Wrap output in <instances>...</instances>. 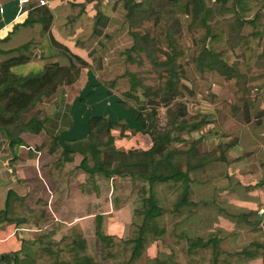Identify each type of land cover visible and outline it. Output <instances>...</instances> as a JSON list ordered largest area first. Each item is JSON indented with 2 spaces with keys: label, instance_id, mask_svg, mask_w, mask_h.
I'll return each instance as SVG.
<instances>
[{
  "label": "trees",
  "instance_id": "1",
  "mask_svg": "<svg viewBox=\"0 0 264 264\" xmlns=\"http://www.w3.org/2000/svg\"><path fill=\"white\" fill-rule=\"evenodd\" d=\"M118 1L121 2V8L126 15L136 2ZM76 7L78 5L72 6L73 9ZM35 11L38 17L34 19V12H29L24 24H32L40 19L42 31H47L51 22L49 10L42 7ZM174 17L183 22L196 44L189 65L187 62L178 64V81L185 80V83L182 82L181 90L177 86H172L174 71L166 70L165 80L160 84V101H149L143 105L130 101L132 106L127 109L124 100L114 96L100 80L90 74L87 84L72 102L76 115L80 116L74 121L76 127L52 136L47 149L54 157L50 165L57 168L62 176L58 193L68 187L70 177L75 176L78 168L85 173V183L81 186L84 188L90 186L95 191H99L100 184L111 185L117 190L121 181L138 179L142 183L136 184L126 195L124 193L115 195L112 200L113 205L117 207L130 201L136 194L141 200L140 205L131 213L127 235L110 233L107 228V214H96L93 232L100 243L99 257L97 252L91 250L88 238L78 224L64 231L65 223L47 219L40 212L23 214L14 211L12 214V206L16 209L19 206L13 204L18 197L10 194L6 208L0 211V225L12 221L19 222L20 218L24 217L25 222L41 229V235L36 241H22L19 252L4 255L0 262L248 264L262 259L264 264V221L248 220L256 213L255 211L228 215L231 220L238 218L239 221L250 225L247 232L259 238L252 239L242 246L232 248L222 246L225 239L238 234L235 228L230 230L208 227L205 224V228L183 227L184 230L177 233L173 245H169V252L157 249L154 256L146 255L147 249L154 243L158 245L167 230H174L176 234L175 228L181 225L186 213L190 216L187 219L193 216H196L197 220L201 219V212H198L201 200L192 190V184L204 178L207 163L225 161L226 150L233 145L231 142L226 144L220 142L217 145L220 151L218 157L213 155V151L205 154L200 152L199 144L203 143L205 134L196 136L195 132L203 125H207L209 119L204 114L200 118L195 115L188 116L187 98L198 99L199 103L208 104L218 103L220 98H217L218 91L211 83L207 85L206 90L197 92L196 81L202 80L203 77L210 79L217 74L222 77L220 84L235 86L236 84L231 81L236 78L238 71L233 65L235 60L250 59L264 51V0H174ZM77 18L78 15L71 11L67 19L68 26ZM108 22V17L97 11L90 22L92 36L100 35L101 28L107 26ZM246 26L250 28L244 31ZM51 41L59 51L46 57H61L67 59L68 63L53 62L26 75H16L11 71V67L26 63L34 52L30 54L20 52L18 56L0 62V129L7 133L10 145L20 142L22 133L35 134L42 129L48 117L45 110L29 116H26V113L36 104L57 105L56 96L61 89L72 84L78 78L82 67L87 65L68 47L54 39ZM79 42L83 44L85 41L80 39ZM131 54L130 48L120 50L123 59ZM191 62L195 76H189ZM131 74L125 70L116 76L115 80ZM236 92L234 91L235 94ZM160 104L165 107V124L159 122ZM117 128L122 134L123 130L146 131L151 134L154 144L144 150L117 149L112 135V131ZM179 143L188 146L186 148L176 146ZM77 158L79 160L75 162ZM224 198L220 196L212 200L218 212H223L219 210L220 200ZM62 230L64 234L60 239L47 240L52 234ZM142 257L144 261H140Z\"/></svg>",
  "mask_w": 264,
  "mask_h": 264
},
{
  "label": "crops",
  "instance_id": "2",
  "mask_svg": "<svg viewBox=\"0 0 264 264\" xmlns=\"http://www.w3.org/2000/svg\"><path fill=\"white\" fill-rule=\"evenodd\" d=\"M44 1L46 2L45 4H40V0H30L27 10L20 11L17 0H0V62L10 57L18 56L20 52L25 54L34 52L26 63L36 64L37 68L53 62H61V57H46L59 51L57 50L58 47L51 41L54 39L82 58L87 65L82 67L78 78L72 84L61 89L56 96L58 99L57 105L47 104L45 111L48 117L38 133L24 132L20 135V142L10 145L7 133L5 130L0 129V211L6 208V204L9 202L7 200L8 195L14 194L15 197H18V200L13 202V204L16 203L19 208L16 209L12 206V214L14 211L23 214L40 212L47 219L65 223L66 228H64V231L68 227L78 224L86 234V230L94 229L95 215L105 213L107 214L108 231L112 234L120 235L121 230L131 220L133 209L140 205L141 200L136 194L130 201L117 207L113 205L110 193L112 195L115 191L116 194L124 193L126 195L131 192V189L136 184L142 183L138 179L121 181L117 190H114L111 185L100 184L99 191H95L90 186L86 188L81 186V184L85 183V173L78 168L75 176L70 177L68 187L63 188L58 193L62 176L57 168L50 165L54 161V157L47 151L52 136L66 129L74 128V121L80 116L76 115L72 102L87 84L90 74L100 80L97 74L98 66L95 63L99 60L100 64L107 66L116 59L115 53H117V50L114 47L107 45L102 47L103 50L101 47L97 50V45H95L97 38L111 34L108 32V27L111 23L101 28L102 33L100 35L92 36V25L90 22L97 11H101L108 17L109 21H112L114 19L112 13L117 11L116 7L114 9V5H120V3H116V0ZM150 1L137 0L135 2L134 6L137 7V15L143 13L141 20L144 17L148 19L145 16V8L142 6H148ZM160 3L162 4V2ZM73 5H78V7L73 9ZM42 7L47 8L51 14L48 30L42 31V20L40 19L32 24L25 25L24 20L29 12H34V19H36L38 16L35 10ZM139 9L141 10L140 14ZM151 9L156 10V12L151 10L153 12L151 14L149 9V13L146 11V15L152 19L159 17L156 14L161 11L157 10L156 7ZM71 11H74L78 18L71 26H68L67 19ZM166 12L170 16L171 12L169 10H166ZM128 18L129 14L126 15V19ZM177 23L179 24L178 21H174L173 28L164 27L163 29L166 33L164 42L167 41L170 45H173L171 40L181 31V27ZM133 37H135L134 48H132L134 54L140 55L144 53L147 59L140 57L141 60L138 62L133 56L127 57V70L132 74L126 78L128 88L124 91L125 95L113 90L116 86L123 88L125 79H110L107 80L110 81L108 83L101 82L114 96L126 102L125 107L127 109L132 106L130 101L134 99L131 96V91L133 93L141 89V95L138 93L139 97L147 95L150 98V95H153L150 101H160V91L157 85L160 72L162 71H174L172 86H177L179 90H181L182 86V83L178 81L176 66V62L181 58V55L177 51L176 46L173 45L169 54H165L163 58L157 60L153 51L148 48L150 46L149 42L143 34L135 32ZM80 38H87L88 42L81 44L79 42ZM119 61L121 62L120 59ZM145 62H149L151 68L146 66ZM61 63L65 64L66 62ZM78 65L81 66V64ZM261 92L262 94L258 95L259 98L257 102L253 103L251 109L254 114L259 116L256 118L258 122L254 123L253 126L250 122L248 123L250 124L249 126H243L238 131L234 130L236 131V135L234 134L235 140H233L235 142H232L233 145L228 150L233 149L238 151L239 154L232 157L230 156L231 154L228 155L229 151H227L226 157H230L231 160L226 159L228 162L226 160L212 161L209 168L207 167L206 169L205 167L206 175L204 178L192 184V190L197 198L203 200V202L201 201L203 207L202 209L200 207L198 212L206 213L204 220L208 227H221L230 230L234 228V221L228 220V217L226 218L223 215V207L225 206L234 210L256 211L259 208L264 211V89ZM122 95L128 96V98L126 97L125 99ZM243 97L242 101H244ZM204 106L206 109L204 110L205 113H209L211 118L217 121L216 125L219 128L227 127V124L225 125L222 122L226 117L229 118L227 122L231 123L233 127L232 120H234L235 114L233 110L239 111L240 109L239 106L234 107V109L230 106L225 108L223 104L219 105L220 108ZM236 116H239V114ZM244 127L248 131H245ZM123 134L118 128L112 131L114 146L117 149L127 151L141 148L144 150L154 144L151 134L146 131L123 130ZM227 140L228 138L225 139L224 137V142ZM148 143L150 144L149 146ZM77 160L79 158L75 159V162ZM222 161L227 164L230 163L227 168L223 169ZM231 166H233L232 170ZM245 166H249V168L245 169ZM222 170H225V172L221 173ZM216 178L218 181H215ZM242 179L250 181L249 185L244 183L245 187L242 188V191L240 189L232 190L226 184L229 181L233 182V186L239 185V183L243 184ZM220 196L225 197L220 200L222 210L220 209L219 211L223 212H218L216 205L212 203L214 198H219ZM116 217L119 219L115 220ZM34 232H41V229L36 225L25 222L24 217H21L19 222L12 221L0 225V256L4 257V255L19 252L22 247V241H31L34 237ZM156 245V243L152 244L151 248H156ZM155 254L156 251L151 256ZM249 264H260V259L251 261Z\"/></svg>",
  "mask_w": 264,
  "mask_h": 264
},
{
  "label": "rangeland",
  "instance_id": "3",
  "mask_svg": "<svg viewBox=\"0 0 264 264\" xmlns=\"http://www.w3.org/2000/svg\"><path fill=\"white\" fill-rule=\"evenodd\" d=\"M137 1V0H136ZM139 1V0H138ZM116 3L119 2L118 0L115 1ZM162 2V4L160 3ZM120 5L118 6L117 4L115 5V7L117 8V11H113V20L109 21L108 23H111L108 27V32L111 33L110 35H104L100 38H97V41L95 42V45H97V50L100 49V47L102 48L103 46H107V45H111V47H114L115 50H117L116 54V59L115 61H113L112 63L108 64L107 66H104L105 64H100V61L98 60L97 63H95L98 66L97 69V74H98V78L100 79L101 82H105L108 83L110 81L107 80H115V77L118 74L124 73L125 70H127L128 66H127V62H126V58H122L120 56V51L121 49H131L132 54L129 56H133V58L136 59V61L140 62V57H144L145 60L147 59V56H144L146 54H134L133 49L134 48V43L135 42V37H133V33L135 32H140L141 34H143V36L146 37V39L148 40V44L150 45L148 48H150L151 51H153L154 56H156L155 58L157 60H159L160 58H163L165 54H169L171 52V47L174 45L177 48V51L180 53L181 58H179L176 62V66H177V71H178V64L179 63H185L187 62L188 65L190 63V58L193 55V53L195 52L196 49V44L194 41V37L192 36V34H190L189 32H187L186 30V26L183 24V22L181 20H179L178 18L174 17V0H151L150 3L148 4V6H142L143 8H145V16H147L146 19L145 17L141 20V17L143 16L141 15H137V7L133 6V9L128 13L129 14V18L126 19V13L125 11L122 10L121 8V2H119ZM114 7V9H116ZM156 7L157 10L161 11L159 14V17H156L154 19H152L151 17H149L148 15H146V11L151 12L154 11L156 12V10H153L151 8ZM119 10V11H118ZM166 10H169L171 13L169 14L170 16H168V12H166ZM139 14L141 13V10L139 9ZM149 11L147 13H149ZM151 14H153V12H151ZM174 21H178L181 27V31H179L177 33V35L171 40L173 42V45H170L169 43L164 42V39L166 37V33L164 32V27H168V29L173 28L172 25L174 24ZM107 23V25H108ZM249 26H246L244 28V31L249 30ZM84 43H87V39L85 38H80ZM102 42V43H101ZM103 50V48H102ZM161 50V52H160ZM119 59L121 60V62L119 61ZM60 60V59H59ZM61 62H66L68 63L67 59H61ZM144 60V61H145ZM118 61V62H117ZM60 62V61H59ZM138 64V63H137ZM146 66L151 68V64L149 62H145ZM113 65V67H112ZM188 65L186 66V68L188 67ZM237 70H238V77L236 76V78L233 81L236 85L233 86L231 84L227 85L226 84H220V82H222V77L214 74V76H211V78H206L203 77L201 78L202 80H198L196 81V88L195 90L197 92H200L201 90H206V87L209 83L212 84V87H214V89L216 91H218V95L217 98H220L218 101V103H211V104H203L199 103L200 101H198V99H192V98H187L188 100V104H189V114L188 116L191 115H195L197 117H202L203 114L206 115L209 119V122L207 125H203L201 127V129L199 131L195 132L196 136H200L202 133L205 134V139L203 141V143L199 144V150L201 153H209L213 151V155L218 157L220 155V151L217 149L218 148V144L220 142H224V137L225 139L228 138V140L224 143L226 144L227 142H235L233 140H235L234 134L236 133V131L239 130V128L243 127V126H249L251 122V125L253 126L254 123L258 122L256 121L257 116L256 114L253 113V111H251L252 107H253V103L257 102V99L260 96V93L262 94L261 90L264 89V51L261 54H258L257 56H254L250 59H243V58H238L235 60L234 64H233ZM100 67V68H99ZM193 63L191 62V65L189 66V76H195L194 75V69H193ZM38 70V68L36 67V64H32V63H21V64H17L14 65L13 67H11V71L13 73H15L16 75H26L27 73H30L32 71H36ZM165 75H166V71H162L160 72V78L158 80V85L157 88L160 91V84L161 82H163L165 80ZM128 78V77H126ZM126 78H122L125 79V82L123 83L124 87H119L116 86L115 90L117 93H121L125 95V90L128 88V83ZM181 83H185V80L181 79L180 81ZM232 83V82H231ZM156 88V89H157ZM237 90V92H236ZM234 91L236 92V94L234 93ZM141 89L140 90H136V92L131 91V96L134 97V99L132 100V102H137L138 104H147L148 101H150L151 97H153V95H150L151 97L149 98V96L145 95L144 97H139L138 93L141 95ZM136 94V95H135ZM122 95V97H124L126 99V97L128 98V96H124ZM259 95V96H258ZM242 96H244V101H242ZM160 98V97H159ZM135 100V101H134ZM158 102V101H156ZM247 102V110L245 111V103ZM131 104V103H130ZM222 105L225 108H228L229 106L234 109V107L239 106V111L238 110H233L235 112L234 114V120L233 121V127L231 126V123H228L227 119H229L228 117L224 118V120L222 122H224V124L227 127H221L219 128L216 125V120L212 119L209 113H204L206 110L204 105H207L208 108L213 107L214 108H220L219 105ZM132 105V104H131ZM47 106L43 104H36L30 111H28L26 113V116L31 115L32 113H36V112H42L41 110H45V107ZM160 106V118H159V122L160 124H165L166 118H165V114H164V110L165 107L163 105H159ZM47 108V107H46ZM242 109V111H241ZM202 110V112H200ZM211 110V109H210ZM251 111V112H250ZM46 112V111H45ZM242 113V115H241ZM239 116H236L238 115ZM198 118V119H199ZM212 122V124H211ZM214 122V123H213ZM212 126V127H211ZM223 126V125H222ZM219 128V129H218ZM227 128V129H226ZM243 129V128H242ZM241 129V130H242ZM244 129H246L245 131H248L247 128L244 127ZM236 130V131H234ZM244 131V132H245ZM236 135V134H235ZM239 136V135H238ZM184 137H186V135L184 134ZM218 143V144H217ZM232 143V144H233ZM176 146L181 147V148H186L188 145H182L181 143L176 144ZM227 151L226 150V155L227 156ZM231 152V153H229ZM228 152V155L234 157L237 154H239L238 151H234L233 149H231ZM228 160H231V158H227ZM218 161V160H216ZM220 161V160H219ZM226 162H228L226 160ZM224 161H222V165H223V169L228 167V164L230 163H226ZM210 163L206 164V169L207 167H210ZM244 166V165H242ZM233 166H231V170H232ZM248 169L249 166H245V169ZM205 169V170H206ZM220 170V169H219ZM218 170V172H219ZM225 170H222L221 173H224ZM206 175V173H204ZM208 174V173H207ZM204 175V176H205ZM199 177V175H197ZM222 176V175H221ZM201 177V176H200ZM243 184L239 185H235L233 186V182L229 181L226 182L227 185H229V188L233 189H240L242 191V188L245 187L244 183H246L247 185H249V180L244 181L242 179ZM94 190V188H92ZM239 191V192H241ZM117 195L115 193V191L112 193H110V198L113 200L114 196ZM203 202V200H201ZM201 202L200 206L198 209H202L203 207V203ZM207 205V204H206ZM264 209V208H263ZM215 210V209H214ZM223 215L227 218L229 214H240V213H246L252 210H234L231 209L230 207H223ZM253 212V211H252ZM256 213H254V215L250 216L248 218L249 221L258 219V220H262L264 221V211L257 208V210L255 211ZM209 213V212H208ZM202 215L201 218L197 220L196 216H193V218H189L190 217L187 213L184 215L183 219L181 220V225H179L178 228H175V232L174 230H167V232L164 234L162 240L159 242V246L156 245V248L152 249H147L146 255L150 256L152 255L153 252L157 251V249L169 252V245H173V243L175 242V240L177 239V233L183 231L184 229H182L183 227H190V228H195V227H201V228H205V216L206 213H201ZM196 215V214H195ZM224 217V218H225ZM119 218L116 217L115 220H117ZM228 220L229 217L227 218ZM121 220V219H120ZM232 221H234L235 225V231L238 232V234H235L227 239H225L222 242V246L225 247H237V246H242L248 242H250L252 239H259L257 236H252L249 234V232H247V230L250 229V225H248L245 222H241L238 220V218L233 219ZM128 224L125 225V228H123L120 233L121 236H125L128 233ZM127 226V227H126ZM228 232V231H226ZM231 232V231H230ZM62 234H64V231L62 230L61 232L58 233H54L51 235V237L47 238L48 239H54V240H58L61 238ZM34 237L31 241H36L38 239H40V235L41 232H34L33 233ZM86 237L88 238V243L89 246L91 248L92 251L97 252V254L100 257V243L99 241L95 238L94 232L91 229L86 230ZM67 242H69V240H67ZM158 246V248H157ZM35 247V246H34ZM33 247V248H34ZM144 257L141 258L140 261H144ZM1 264H5V263H1ZM249 264V263H248ZM260 264H262V259H260Z\"/></svg>",
  "mask_w": 264,
  "mask_h": 264
},
{
  "label": "built area",
  "instance_id": "4",
  "mask_svg": "<svg viewBox=\"0 0 264 264\" xmlns=\"http://www.w3.org/2000/svg\"><path fill=\"white\" fill-rule=\"evenodd\" d=\"M30 2V0H17L18 3V7L20 9V11H25V6ZM46 2L44 0H40V4H45ZM1 263H5L8 264L6 262H0Z\"/></svg>",
  "mask_w": 264,
  "mask_h": 264
},
{
  "label": "water",
  "instance_id": "5",
  "mask_svg": "<svg viewBox=\"0 0 264 264\" xmlns=\"http://www.w3.org/2000/svg\"><path fill=\"white\" fill-rule=\"evenodd\" d=\"M150 144L148 143V146H149ZM3 258V256H0V260Z\"/></svg>",
  "mask_w": 264,
  "mask_h": 264
}]
</instances>
